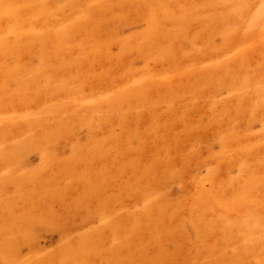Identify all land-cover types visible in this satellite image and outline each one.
Listing matches in <instances>:
<instances>
[{"label":"rangeland","instance_id":"374dc122","mask_svg":"<svg viewBox=\"0 0 264 264\" xmlns=\"http://www.w3.org/2000/svg\"><path fill=\"white\" fill-rule=\"evenodd\" d=\"M0 119V264H264V0H0Z\"/></svg>","mask_w":264,"mask_h":264},{"label":"bare ground","instance_id":"6f19581e","mask_svg":"<svg viewBox=\"0 0 264 264\" xmlns=\"http://www.w3.org/2000/svg\"><path fill=\"white\" fill-rule=\"evenodd\" d=\"M97 31V30H96ZM157 49V48H156ZM241 60V59H240ZM76 65V64H75ZM1 120V119H0ZM134 130V129H133ZM229 144V143H228Z\"/></svg>","mask_w":264,"mask_h":264}]
</instances>
